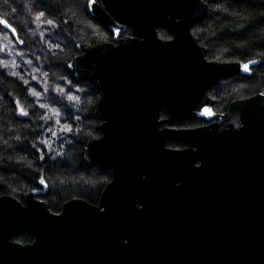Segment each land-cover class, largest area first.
Masks as SVG:
<instances>
[{"label": "water", "instance_id": "95a60500", "mask_svg": "<svg viewBox=\"0 0 264 264\" xmlns=\"http://www.w3.org/2000/svg\"><path fill=\"white\" fill-rule=\"evenodd\" d=\"M89 8L119 30L117 42L81 44L68 65L101 90L102 134L88 140L85 160L110 168L112 180L98 204L72 198L58 213L36 192L24 201L0 195V264H264V95L232 101L221 130L163 127L199 115L210 81L241 73L235 63L209 65L194 42L208 6L95 0ZM163 25L171 38L159 35ZM128 27L133 35L122 36ZM23 232L34 240L12 239Z\"/></svg>", "mask_w": 264, "mask_h": 264}, {"label": "trees", "instance_id": "16d2710c", "mask_svg": "<svg viewBox=\"0 0 264 264\" xmlns=\"http://www.w3.org/2000/svg\"><path fill=\"white\" fill-rule=\"evenodd\" d=\"M89 3L90 0H58L54 4L43 0L33 7L29 0H9L8 4L0 0V19H7L17 28L19 39L25 41L19 44L0 23V45L7 46L6 51H0V61L8 64L7 68L0 64V195L24 201L26 193L36 192V197L46 201L55 213L72 198L98 204L113 176L110 168L85 160L88 140L102 134L101 118L96 114L101 90L88 79H78L68 65L82 53L81 44L117 42L114 31L92 14ZM12 8L17 9L15 14ZM39 11L46 13L41 20L54 19L56 26L37 20ZM193 27L197 31L204 29V36L213 32L222 35L227 43L213 49L216 55L233 41L247 42L245 49L232 55L224 53L221 59L259 61L251 78L250 74L238 73L219 81L221 86L213 93L217 110L223 111L236 99L264 93V0H209L206 16ZM158 31L162 38L172 37L167 25L160 26ZM125 35H133L131 27L123 32L122 36ZM51 44L60 47L52 48ZM207 57L211 59L209 52ZM29 60L33 62L27 63ZM24 80L29 83L24 84ZM30 89L42 95L35 96ZM69 94L79 99L69 100ZM17 101L19 105L14 108ZM40 104L46 107L40 108ZM20 106L29 114L22 115ZM167 114L165 109L161 111V117ZM64 124L71 125L73 130L61 131ZM44 140L49 141L50 148L42 145ZM39 155L46 158L38 159ZM40 177L46 178L47 186L39 183ZM12 239L26 244L34 236L23 232Z\"/></svg>", "mask_w": 264, "mask_h": 264}, {"label": "snow or ice", "instance_id": "6c2138e0", "mask_svg": "<svg viewBox=\"0 0 264 264\" xmlns=\"http://www.w3.org/2000/svg\"><path fill=\"white\" fill-rule=\"evenodd\" d=\"M41 2H43V0H29V4H31V6H33V7H35L37 3H41ZM51 2L55 4V3H58V0H51ZM4 3L8 4L9 0H4ZM90 3H95V0H90ZM203 3L205 6H208L209 0H203ZM20 7L23 8V7H25V5L22 3L20 5ZM86 7H87V5H86ZM217 7H221V5L218 4ZM16 11H17L16 8L11 9L12 14H15ZM49 14H51V12ZM45 15H46L45 11H39L37 13L36 19L41 20V18L45 17ZM217 19H219L218 16H217ZM41 22H46L49 25L56 26V21L54 19H47L46 21L41 20ZM0 23L5 25V30L11 31L13 37L16 40H18L19 44H21V45L25 44V41L23 39H19V33L17 32V28L13 27L12 24H10L7 19H0ZM115 34L119 35L118 29L116 30ZM191 34L194 37V42L199 44V46L201 48H205L206 50H208L209 55H211V59H208L207 56L204 57L209 65L235 63L237 65L238 71H240L242 74H250V78H251L252 69L254 66H256L259 63V61L255 60V59H249L246 62H243L240 60H224V59H221V56H223L224 53H228L229 55H232L236 51H241V50L245 49L246 44H247L246 41H242L239 43L233 41L231 44H229V46L222 48V50L220 51V55H216L215 52L213 51V49H218L220 45L227 43L226 41L223 40L222 35H220L216 32H213V33H211L210 36H204V29H200L199 31H197V29L195 27L192 28ZM40 35H41V37H44L45 34H44V32H41ZM202 37H203V42H202ZM262 46H264V45H262ZM50 47L58 49L60 47V45L59 44H51ZM6 50H7V46L0 45V51H6ZM243 54L246 55L247 54L246 51L243 52ZM18 55H19V53H18ZM32 62H33L32 60L27 61V63H29V64H31ZM0 64H2L4 68L8 67V64L3 62V61H0ZM15 66H16L15 61H12V67H15ZM36 71L38 72V71H40V69L37 68ZM12 75H17V73L13 72ZM45 76H47V73H45ZM33 79H35V77H33ZM23 83L28 84L29 81L24 80ZM221 83L227 84V81H223ZM220 86H221V84L217 83L216 81H210L206 85V87L211 89V91L208 93L205 100L201 102V105L197 106V107H200L202 114H211V109L207 107V104H208V101L210 99L211 100L217 99V97L213 93ZM57 90L60 92L64 91V89H60V88H58ZM29 91H31L32 94L35 96L42 95V93L36 92L35 90H32V89H30ZM261 95H264V93H261ZM68 99L69 100H78L79 97L69 94ZM18 105H19V101L15 102L14 108L17 107ZM39 107L45 108L46 105L40 104ZM18 110L22 115H28L29 114L28 112L25 111L24 107H22V106H20L18 108ZM57 123H60V121H57ZM48 130L52 135H56V133L53 132L51 128H49ZM72 130H73L72 126L69 124H64L63 128L61 129V131H66V132H71ZM17 139H19V137H17ZM42 145L47 146L49 148L51 147L49 141H47V140L42 141ZM58 155H63V154L58 153ZM45 158L46 157L43 155L38 156V159H41V160H43ZM19 159L22 161L23 157H20ZM38 172H39V170H37V174H38ZM39 183L41 185L47 186L46 178L40 177Z\"/></svg>", "mask_w": 264, "mask_h": 264}, {"label": "flooded vegetation", "instance_id": "af4514ba", "mask_svg": "<svg viewBox=\"0 0 264 264\" xmlns=\"http://www.w3.org/2000/svg\"><path fill=\"white\" fill-rule=\"evenodd\" d=\"M209 92H210V89H209ZM228 106L223 111L217 110L215 108V100H214V103L212 104L213 111L211 112L209 116L206 114H202L201 109L199 107L195 109V112L199 113V115L189 118V119L182 120V121L166 122L164 123L163 127H172V128H177V129H196V128H200V127L207 126L210 124L218 123L219 124L218 128L221 130L224 127H226V124L228 123V118L225 116ZM169 117H170V114L168 113L165 117H162V118L167 119ZM167 146L172 149H186V148H190L192 144L191 142L184 141V140H168ZM196 164L199 165L200 161L196 162Z\"/></svg>", "mask_w": 264, "mask_h": 264}]
</instances>
